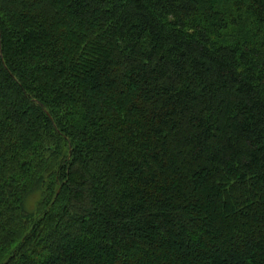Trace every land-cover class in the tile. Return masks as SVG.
Here are the masks:
<instances>
[{
	"label": "trees",
	"instance_id": "1",
	"mask_svg": "<svg viewBox=\"0 0 264 264\" xmlns=\"http://www.w3.org/2000/svg\"><path fill=\"white\" fill-rule=\"evenodd\" d=\"M0 264H264V0H0Z\"/></svg>",
	"mask_w": 264,
	"mask_h": 264
},
{
	"label": "rangeland",
	"instance_id": "2",
	"mask_svg": "<svg viewBox=\"0 0 264 264\" xmlns=\"http://www.w3.org/2000/svg\"><path fill=\"white\" fill-rule=\"evenodd\" d=\"M36 199L35 195H32V197L27 200V205L32 206L34 204V200Z\"/></svg>",
	"mask_w": 264,
	"mask_h": 264
}]
</instances>
